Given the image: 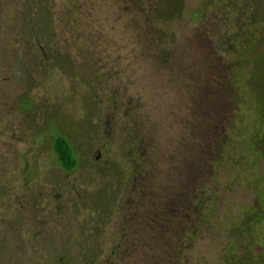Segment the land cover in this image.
Listing matches in <instances>:
<instances>
[{
    "label": "rangeland",
    "instance_id": "rangeland-1",
    "mask_svg": "<svg viewBox=\"0 0 264 264\" xmlns=\"http://www.w3.org/2000/svg\"><path fill=\"white\" fill-rule=\"evenodd\" d=\"M262 25L264 0H0V264L264 260L261 88L232 66Z\"/></svg>",
    "mask_w": 264,
    "mask_h": 264
},
{
    "label": "trees",
    "instance_id": "trees-1",
    "mask_svg": "<svg viewBox=\"0 0 264 264\" xmlns=\"http://www.w3.org/2000/svg\"><path fill=\"white\" fill-rule=\"evenodd\" d=\"M247 43L243 42L242 43H238L237 46V51L236 53H238V55H243L246 56L247 55V51H248V47L246 46ZM239 63L233 62L232 66L235 67H242V65H238ZM53 149L54 152L56 154L57 160L60 164V166L67 172H72L74 171V169L77 167L78 165V160L77 157L75 155V152L73 150V147L71 145V143L69 142V140L63 136V135H58L55 137L54 143H53ZM169 210H170V203H169ZM170 213V211H169ZM167 215V213H166ZM253 215V219L256 220V222H259L260 219H263V213H261L259 210L256 209V211H254L252 213ZM171 216V215H170ZM179 238L183 239V241L185 240V233H179ZM234 247L236 248L237 246L234 245ZM237 249V248H236ZM237 252V250L235 251ZM234 253H230L228 252L226 259L224 260L225 264H242V261L238 258V255H236ZM259 263H264L263 259H260Z\"/></svg>",
    "mask_w": 264,
    "mask_h": 264
},
{
    "label": "flooded vegetation",
    "instance_id": "flooded-vegetation-1",
    "mask_svg": "<svg viewBox=\"0 0 264 264\" xmlns=\"http://www.w3.org/2000/svg\"><path fill=\"white\" fill-rule=\"evenodd\" d=\"M254 14L249 15L250 17H248L249 19L252 18V20L255 18V16H253ZM248 25V24H247ZM251 32H253L254 29L256 28H251ZM261 34L259 35L262 39H264V25H262V30H261ZM248 33L247 36L245 35V37L241 36V38H237V36L233 37V40L238 41L239 43L246 42L247 43V47H248V51H247V55L244 56V60L241 61L240 64L238 65H242V63H244L246 65V63L250 64L251 67V75H252V79L258 82V86L259 88H261V109L264 111V49L260 48V46L258 44H253V40H252V36L253 34ZM238 46V45H237ZM239 48V46H238ZM236 65V62H235ZM261 213H263L262 211H260ZM263 217H264V213H263Z\"/></svg>",
    "mask_w": 264,
    "mask_h": 264
}]
</instances>
